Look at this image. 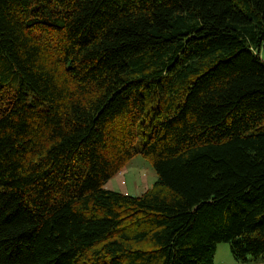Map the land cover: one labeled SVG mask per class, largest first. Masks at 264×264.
I'll list each match as a JSON object with an SVG mask.
<instances>
[{
  "label": "trees",
  "instance_id": "1",
  "mask_svg": "<svg viewBox=\"0 0 264 264\" xmlns=\"http://www.w3.org/2000/svg\"><path fill=\"white\" fill-rule=\"evenodd\" d=\"M142 154L141 195L106 188ZM264 259V0H0V264Z\"/></svg>",
  "mask_w": 264,
  "mask_h": 264
},
{
  "label": "rangeland",
  "instance_id": "2",
  "mask_svg": "<svg viewBox=\"0 0 264 264\" xmlns=\"http://www.w3.org/2000/svg\"><path fill=\"white\" fill-rule=\"evenodd\" d=\"M158 179L157 171L152 161L137 154L125 167L105 183V187L126 194L141 195L152 187ZM213 264H264V259L241 262L234 258L229 242H220L214 256Z\"/></svg>",
  "mask_w": 264,
  "mask_h": 264
}]
</instances>
